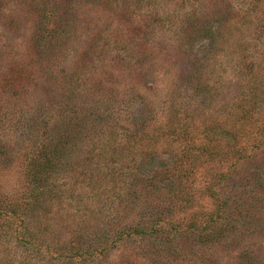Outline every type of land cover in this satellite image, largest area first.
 Here are the masks:
<instances>
[{
    "label": "rangeland",
    "instance_id": "374dc122",
    "mask_svg": "<svg viewBox=\"0 0 264 264\" xmlns=\"http://www.w3.org/2000/svg\"><path fill=\"white\" fill-rule=\"evenodd\" d=\"M211 1L120 0V15L117 11L110 15L106 7L91 9L86 0H71V9L80 15L78 30L67 43L58 41L48 52L50 45L45 47L34 36L41 18L35 0H0V264L31 261L25 254L26 244L18 237L24 227L22 217L5 216L11 211L5 203L16 201L24 206L30 200L27 166L36 151L24 147L29 117L46 108L43 115L48 117L49 130L51 125H61V111L55 106L64 97L61 79L86 80L77 99L70 87L65 96L86 113L98 105L105 115L112 117V112L121 127L136 131L142 130V118L149 123L161 121L143 148L149 155L141 166L142 175L172 167L181 153L189 150L194 154L198 145L210 147L216 155L212 163L196 159L192 164L197 170L171 216L181 227L179 232L155 245L149 236L133 235L117 242L105 260L100 254V262L94 264H264V34L260 32L264 2L250 24L235 18L220 27L217 56L201 73L192 65L194 54L212 53L215 39L201 34L191 37L190 45L188 40L181 43L189 38L190 28L184 32L180 25L196 7L200 13H214ZM125 8L130 10L126 17L122 16ZM108 38L115 43L104 44ZM92 39L97 54L93 60L89 56L92 62L81 68V58L91 50ZM44 64H50L47 74ZM189 68L196 74L189 70L184 75ZM91 71L92 83H87L85 77ZM199 86L202 89L197 92ZM181 103L191 109V119L184 115L182 119L190 123L189 137L183 135L178 119L171 126L177 134L168 135L169 128H163L173 108L179 110ZM50 104L52 108L47 109ZM67 106L74 113L75 106ZM84 115L81 118L89 128L62 151L59 165L49 172L66 198L53 203L49 217L53 225L59 223V237L70 238L62 226L78 223L85 235L94 237L98 224H107L114 215L121 222H148L139 214L144 208L153 211L151 219L157 220L171 201L161 196L160 189H145L146 182H142L137 184L138 200L125 209L129 189L116 186L114 172L121 163L115 160L119 154L114 153L113 138L107 139L103 132L108 120L103 114L97 121ZM208 129L211 134L205 137ZM229 129L232 139L227 135ZM238 149L245 151L244 158L236 159ZM76 169L81 170L78 176ZM221 175L227 178L218 183ZM134 179L133 183L140 181ZM213 190L220 192V198L212 196ZM226 197L230 198L227 208L222 205ZM213 218L214 225L222 228L219 237L205 229ZM192 224L199 227L197 234L190 233Z\"/></svg>",
    "mask_w": 264,
    "mask_h": 264
},
{
    "label": "trees",
    "instance_id": "16d2710c",
    "mask_svg": "<svg viewBox=\"0 0 264 264\" xmlns=\"http://www.w3.org/2000/svg\"><path fill=\"white\" fill-rule=\"evenodd\" d=\"M86 1L88 2L91 9L93 7L96 8V6L97 8L106 7L110 12V15L117 12L118 15H120L121 13L120 0ZM35 2L41 14V18L38 20L37 25L38 30L36 33H34L35 39L38 36V40H42L43 44H45V47L46 45H50L49 47H47L48 52L51 46L55 48L57 47V45L55 44L58 43V41L59 43L60 41L67 43L72 35L76 34V30H78V21L80 19V15L74 13L71 9V0H35ZM191 2L193 3V1ZM263 2L264 0H212L211 4H213V7H210V9L214 11V13H212L211 15H209L205 11H203L204 13H200V11H198L200 10V8L197 7L194 8V11H189L187 18L182 21V25L180 26H182L181 31L184 32L189 30L187 29V27H189L190 36L189 38L184 37V39L180 42L185 43V40H188V45H190V43L193 41L191 40V37L195 38L201 34L208 35L211 38L215 39L214 43H212V53L207 52L203 55H199L200 53L198 55L194 54V57L192 59L194 62L192 63V65L197 68L198 72L201 71V73H203V69L206 68L205 65L213 62L214 57L217 56L216 50L219 47L218 42H221L222 37V35L220 34V27L225 25L228 26L230 22L235 18H237V20L241 21L243 24H250L251 21L253 22V15L259 12L258 9H260ZM90 3L93 4L92 7ZM216 11L220 13V15ZM129 12V9H123L122 16H128ZM151 16H154L153 13L151 14ZM133 26V24L130 25V27ZM144 27L149 28L147 26H143V28ZM260 32L264 34V26L261 28ZM93 40L95 41V39H92L90 42L91 46L89 49L91 50L85 53L81 58V68H83V65L85 63L92 62L89 59V56H91L93 60V56H96L97 54V50H94L95 45L93 44ZM114 40L115 39L108 38L107 41L103 43H115L113 42ZM48 55L50 54L48 53ZM246 57L248 56H245V58ZM48 65L46 67V64H44L43 67L44 70L46 67V74L51 70L49 69L50 66ZM188 71L192 72V74H196L193 68L185 69V71H183V74L185 75ZM92 73L93 71L89 72V74L85 77L87 79V83H92ZM50 74L51 73H49V75ZM84 81L86 80L74 79L68 82V80L63 81L61 79L60 88H63L64 97H62V101L59 100L60 102L55 104L56 108L61 111L60 114L62 116V119L60 122V126L54 127L51 125L52 130H49V123L47 121L48 117L46 115H43L46 111V108L38 109V112H35L32 116L29 117V127L27 129L25 138L27 140L26 142H24V147L27 146V150L30 152L36 151L35 154H32V156H30V161L27 166V178L29 179V181H31V191H26L30 192V200L24 206L20 205L16 201L13 203H5L7 209H10L11 211L6 212L8 214L4 213L6 214L5 216L11 219L19 216L22 217L24 227L23 230H19L18 237L19 240H21L20 242L26 244L25 254L31 256V261L29 262V264L99 263L100 261L98 262L97 260L100 254L106 256L102 258V260H105V258L109 257L114 245L117 246V242H119L120 240H125L126 238H129L133 235L141 237L149 236L150 240H152L153 242V245L158 243H165V240L166 238H169L170 233L173 232L175 234L176 232H179L181 230L179 224L173 221L171 216H174V214L179 209L176 202L178 200H181V198H184V189H187V182L190 180V177L195 174V170H197L192 167L193 162L196 159H201L206 162L205 164H208L214 162V160L216 159V155L212 151H209L210 147L198 145L194 154L189 150L181 153L180 156H178V158L176 159V163L172 167H162L159 170H156L154 173L142 175L141 166L144 160L147 159L149 155L148 151H145L143 148L149 145V140L151 139L152 135L155 134V127L158 126L157 124H160L161 126V121L149 123L147 119L142 118V130L136 131L128 129V127H121L120 123L115 118L112 112V117L109 114L105 115L98 105H93V109L89 110L86 113L84 109L81 108V105H72L75 104L71 101L73 99H68L65 97L70 87L75 95V99H77L78 95H80L79 89ZM92 86L93 85L91 84V90H93ZM200 89H202L200 88V86L197 87V92ZM251 93L252 91H250V94ZM66 103L69 104L70 107L73 106V109L75 106V109L73 110L74 113L70 111V108ZM62 107L64 108L62 109ZM49 108H52L51 104L47 109ZM190 112L191 109L185 108L183 104L179 110L177 109V107L173 108V113L168 116L169 119L165 123V127H163L164 129L169 128L168 135H175L178 133V130L175 127H171L174 125V123H178L174 122L176 119H178L179 122L182 123L185 131L183 135L189 137L188 130H190V128L188 127V125L190 123L187 124L185 121H182V119L184 116H186L187 119H191L189 117ZM249 112L250 109H248V113ZM100 114H103L102 118H107L106 120H108L105 121V125L103 126L104 130L102 128L101 129L103 130V132H105V135H108L107 139L111 140L113 138L112 147L114 148V153L117 152L119 154L115 159L120 161L121 163V165L119 166L116 165L117 169H115L114 172L115 176H117L116 178H118L117 181H115L116 186L118 187V189H129L126 197L128 198V203H126L127 207H125V209L130 208L133 202H136L138 200L137 189L139 185L137 186V184H141L142 182H146V184L144 185L145 189H160L161 196L163 195V197H167L168 200L171 201V203L168 207V211L161 212L157 220L151 219L150 215L153 211L150 213L146 208H144L143 211L139 214L143 217V219H148V222H146V220H140L138 222L135 220L132 222H128V220H126V222H121L120 217L118 218L116 215H112L113 217L109 219L107 224H98L94 237L84 234V232L82 231L81 223L75 224V226L63 225L62 227H65L67 233L69 234V236L67 237L70 238H62L59 237L60 234H58V229L56 228L59 227V223H54L53 225V221H51L52 217L51 219L49 217L51 215V212H53V203L57 199L64 201V199L66 198L63 194H61L62 189H58L59 184L53 178L54 175H52L51 177V174L49 172L50 170H54L56 166L59 165V160H62L63 157L62 151L65 150L69 145H71V142L79 138L77 135H80V137H82L87 128H89V123L84 122V117L81 118V116L84 115L88 117L90 121H97V118L100 116ZM253 114V112L249 113V115L252 117ZM192 126L193 125L191 124V127ZM209 129L207 130L208 132L205 137L209 136L208 134H211L209 133ZM227 135L230 139L233 138V134L231 133L230 129L227 130ZM119 146H121V150L119 149ZM194 147L195 146L192 144L193 150ZM197 151L199 152L197 153ZM208 153L210 154L207 155ZM88 154L92 156L94 155L93 152H89ZM236 154V159H241L246 156L245 151L242 149H238ZM78 170L80 169H76L77 176L81 173V170ZM225 176L227 175L219 176L217 182H222L223 179L227 178ZM133 178H135L134 180L140 179V181L133 183ZM91 180V182L93 183L94 179L91 178ZM160 182H165V186H161L162 184H159ZM147 184H151L152 187L148 186ZM154 185H157L158 187ZM116 186H114V188H117ZM210 189L214 188L211 187ZM212 196L214 198H220V192H218V190H213ZM187 199L190 200V198ZM191 201H193V199ZM229 201L230 198L226 197L222 201V205L227 208V204L229 203ZM150 206L151 204L149 205V207ZM223 209L224 208H221L219 210ZM214 215L215 213L213 214V216ZM161 220H166L167 222L165 221L166 223L162 224L160 222ZM212 220L214 222H210V224L205 226V229L208 232L207 234H213V236L219 237L218 233H220L222 228L214 225L216 218H213ZM10 224L11 220L9 219L8 226ZM197 228L199 227H197L195 224H192L189 227L190 233L193 235L195 233L197 234ZM46 243H48L49 245L46 246ZM45 247H48V250H44ZM163 248L165 249V246Z\"/></svg>",
    "mask_w": 264,
    "mask_h": 264
}]
</instances>
